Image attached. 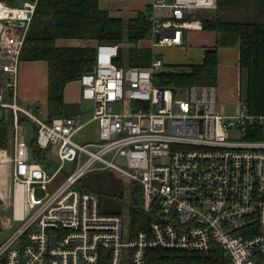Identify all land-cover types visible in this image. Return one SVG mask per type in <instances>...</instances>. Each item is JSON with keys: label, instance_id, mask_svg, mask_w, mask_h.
<instances>
[{"label": "built area", "instance_id": "1", "mask_svg": "<svg viewBox=\"0 0 264 264\" xmlns=\"http://www.w3.org/2000/svg\"><path fill=\"white\" fill-rule=\"evenodd\" d=\"M136 1L147 5L149 65L118 66L121 46L95 44L93 68L77 81L91 118L48 121L16 103L20 55L39 0H0V116L10 115L9 146L0 149V232L9 231L0 264H146L150 250L214 249L230 264H264V114L240 107L225 116L214 86L176 88L161 76L156 49L181 47L189 32L202 31L200 0ZM91 123L96 139L80 144ZM26 126L35 129L43 162L31 157ZM49 153L60 163L52 177ZM65 163L73 169L48 193ZM94 169H112L140 187L143 230L132 233L128 215L101 212L98 196L78 187Z\"/></svg>", "mask_w": 264, "mask_h": 264}, {"label": "trees", "instance_id": "2", "mask_svg": "<svg viewBox=\"0 0 264 264\" xmlns=\"http://www.w3.org/2000/svg\"><path fill=\"white\" fill-rule=\"evenodd\" d=\"M101 0H39L35 16L24 40L20 61L44 62L47 67L48 121L72 116L64 102V88L78 81L81 75L93 68L92 47H58L59 39L93 41L96 44H114L120 47L115 62L123 67H147L151 52L140 47L150 37V25L146 11L135 18L121 20L113 18L99 7ZM229 12L247 7L243 18L217 17L202 20L203 31L213 32L215 46L203 52L201 64L181 66L177 71L162 72L173 87L188 88L193 85L216 84L217 48L237 47L239 71L245 74L242 106L248 114H264V0H226ZM140 43V44H139ZM9 115L0 116V149L9 144ZM20 121L24 117L20 115ZM35 135V129H34ZM30 139L31 157L43 162L35 137ZM135 203L128 210V225L132 233L144 228L148 217L140 210L142 192L137 185L134 190ZM120 214V213H106ZM146 264H230L218 250L208 253L185 251L150 250L146 253Z\"/></svg>", "mask_w": 264, "mask_h": 264}, {"label": "rangeland", "instance_id": "3", "mask_svg": "<svg viewBox=\"0 0 264 264\" xmlns=\"http://www.w3.org/2000/svg\"><path fill=\"white\" fill-rule=\"evenodd\" d=\"M111 2L109 0H104L100 3L101 8L110 5ZM250 7V6H247ZM247 7L240 8V10H231L229 12L228 5L226 4V0H200L199 8L196 11L195 18L198 19L200 22L204 19L210 18H220L226 19L229 17H235L238 11H242L239 17H235L237 20L244 19L243 15L245 14L244 11H247ZM234 18V19H235ZM203 31V28H202ZM196 32H189V36L192 42H196L197 44H191L193 47L191 50L193 52H200L203 49L211 48L207 47L208 44L206 43L205 37L208 36L205 31L202 33ZM197 34H201L196 36ZM189 38V39H190ZM96 44V43H95ZM186 44V40L184 39V43ZM148 42H143L142 46L148 48ZM198 45V48L195 46ZM126 48V45L122 46ZM142 47V48H143ZM220 49V47H218ZM190 51V50H189ZM159 52V50H158ZM171 51L166 49L160 50V58L163 61V68L162 72H169V71H177L183 69V67L173 64L172 60L170 59L169 55ZM27 66V65H26ZM20 68V64H19ZM20 75V70L18 72V78ZM20 83V81H19ZM239 89L235 90V98L231 102L225 101L223 98L220 97L219 89H217L216 95V109L218 113H221L225 116H232L236 115L240 107L242 106V97L245 88V74L241 72L239 74ZM19 86V84H18ZM73 88H76L77 85H73ZM18 89V87H17ZM18 93V92H17ZM69 113L72 115H79L81 116L83 121H87L92 116V104L90 102H85L79 100L77 102H72L68 104ZM32 108L35 111V114L40 120L46 116L45 108L43 104L33 105ZM7 121L10 123V115L6 118ZM26 130L30 131V138H33V129L31 127L26 126ZM10 130V128H9ZM96 124L91 123L84 128V130L80 133L78 142L83 144L87 141H94L96 139ZM47 158L49 159L48 168H47V175L48 177H52L57 166L60 165L57 158L52 154L49 153ZM109 159V158H108ZM117 167L124 169V163L120 160H115L113 162ZM63 172L54 176V179L51 184L47 186V192L51 193L56 186L65 178L66 174L69 173L73 169V165L69 163H65L63 165ZM137 184L129 181L120 173L112 170V169H104L98 170L94 169L88 173H86L78 182V187L81 190H85L91 193H94L99 198V207L101 212L103 213H120L127 217L128 210L131 206L135 203V195L134 190ZM5 219L11 218V213L8 211L4 215ZM17 224H14V228ZM9 235V231H2L0 232V244L5 240V238Z\"/></svg>", "mask_w": 264, "mask_h": 264}, {"label": "crops", "instance_id": "4", "mask_svg": "<svg viewBox=\"0 0 264 264\" xmlns=\"http://www.w3.org/2000/svg\"><path fill=\"white\" fill-rule=\"evenodd\" d=\"M99 2V7L108 13L110 17L119 18L121 20H129L135 18L137 14L144 13L147 9L146 2L136 1V0H109L110 5L101 8ZM204 31H202L203 33ZM201 33V32H196ZM208 35L205 37V41L208 44L207 47L213 48L215 46L216 37L213 32H206ZM201 34H197L199 36ZM190 36L188 35L186 44L181 47H160L156 49L159 56L161 49H166L171 51L169 55L173 64L178 66H187L192 64H201L203 59V49L200 52H193L191 44H197L192 42ZM140 44V43H139ZM143 43L140 44V47ZM95 42L93 41H78V40H68L59 39L56 41V46L58 47H94ZM149 47V44L146 47ZM195 46V45H194ZM145 47V46H144ZM199 46L196 45L195 48ZM210 48V49H211ZM209 49V48H207ZM159 50V52H158ZM190 50V51H189ZM27 65V66H26ZM20 75L17 84V98L16 103L22 108H30L33 105L43 104L46 112L47 104V67L44 62H22L20 61ZM239 51L237 47L217 48V78L215 88L219 89L220 97L227 102H231L235 98V90L239 89ZM20 81V83H19ZM73 85H77L73 88ZM2 86L0 85V91ZM80 99V86L78 82L69 83L64 88V102L69 104L72 102H77ZM47 116V114H46ZM9 146V144H8Z\"/></svg>", "mask_w": 264, "mask_h": 264}, {"label": "water", "instance_id": "5", "mask_svg": "<svg viewBox=\"0 0 264 264\" xmlns=\"http://www.w3.org/2000/svg\"><path fill=\"white\" fill-rule=\"evenodd\" d=\"M158 40V38H156V41ZM52 240H53V238H52Z\"/></svg>", "mask_w": 264, "mask_h": 264}]
</instances>
